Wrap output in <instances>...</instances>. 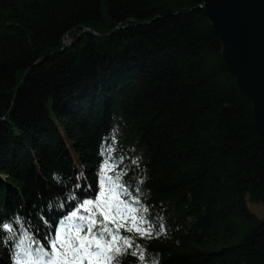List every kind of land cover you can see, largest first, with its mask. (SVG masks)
<instances>
[{"label": "trees", "instance_id": "trees-1", "mask_svg": "<svg viewBox=\"0 0 264 264\" xmlns=\"http://www.w3.org/2000/svg\"><path fill=\"white\" fill-rule=\"evenodd\" d=\"M200 3L0 0V264L79 223L106 160L151 228L119 264H264V139Z\"/></svg>", "mask_w": 264, "mask_h": 264}, {"label": "snow or ice", "instance_id": "snow-or-ice-1", "mask_svg": "<svg viewBox=\"0 0 264 264\" xmlns=\"http://www.w3.org/2000/svg\"><path fill=\"white\" fill-rule=\"evenodd\" d=\"M115 167L114 163L105 161L100 170L99 196L80 206L87 215H79L77 211L67 218L69 221L78 220L79 223L61 226L50 239L47 249L37 248L35 251L40 253V259L32 258L31 252H22L16 264H97L101 257L107 264H119V257L132 246L119 235L121 228L151 236L150 227L140 226L146 225L148 221L143 216L133 215L140 210L129 201L121 199L128 194L120 182L121 174L115 177L108 175ZM129 220L132 221L131 225L127 223ZM139 259L143 261L144 255L141 254Z\"/></svg>", "mask_w": 264, "mask_h": 264}, {"label": "water", "instance_id": "water-1", "mask_svg": "<svg viewBox=\"0 0 264 264\" xmlns=\"http://www.w3.org/2000/svg\"><path fill=\"white\" fill-rule=\"evenodd\" d=\"M199 7L220 41L227 70L251 102L254 125L264 139V0H202Z\"/></svg>", "mask_w": 264, "mask_h": 264}, {"label": "rangeland", "instance_id": "rangeland-1", "mask_svg": "<svg viewBox=\"0 0 264 264\" xmlns=\"http://www.w3.org/2000/svg\"><path fill=\"white\" fill-rule=\"evenodd\" d=\"M248 209L254 213L256 216L264 215V203L261 202H249L247 201ZM134 215V214H133ZM97 264H100V260L98 259Z\"/></svg>", "mask_w": 264, "mask_h": 264}]
</instances>
